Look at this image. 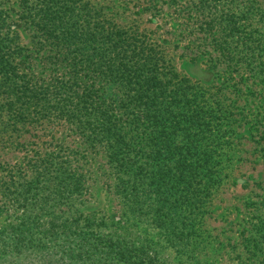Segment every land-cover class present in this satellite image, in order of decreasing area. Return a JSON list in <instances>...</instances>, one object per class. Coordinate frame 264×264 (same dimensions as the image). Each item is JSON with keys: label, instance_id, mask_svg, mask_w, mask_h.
<instances>
[{"label": "rangeland", "instance_id": "rangeland-1", "mask_svg": "<svg viewBox=\"0 0 264 264\" xmlns=\"http://www.w3.org/2000/svg\"><path fill=\"white\" fill-rule=\"evenodd\" d=\"M40 1L0 0V33L11 30V36L28 48L23 66L35 77L52 81L70 77L66 61L54 63L63 53L33 24ZM83 2L159 43L176 72L201 87L223 111L217 120L225 135L218 148L220 176L195 213L167 211L161 205L169 201L157 203L152 191L147 204L139 206L117 192L105 154L97 153L70 125L10 128L8 141L0 142V236L13 233L9 227L27 217L32 224L55 219L57 224L97 227L101 222L171 264H264V0ZM213 18L218 22H210ZM80 78L96 88L101 85L104 96L118 107L122 104L121 87L97 83L90 71ZM149 137L144 142L147 150L152 149ZM52 151L71 155L73 168L81 174V188L71 190L72 195L46 197L45 180L30 182L34 177L30 159ZM50 178L53 185L55 177ZM51 185L47 182L46 187ZM15 187L21 188L18 196ZM2 258L0 264H9ZM48 260L49 256L33 255L15 263L49 264Z\"/></svg>", "mask_w": 264, "mask_h": 264}, {"label": "trees", "instance_id": "trees-1", "mask_svg": "<svg viewBox=\"0 0 264 264\" xmlns=\"http://www.w3.org/2000/svg\"><path fill=\"white\" fill-rule=\"evenodd\" d=\"M35 12L33 24L41 36L63 53L54 63L66 61L71 76L55 81L35 77L23 66L28 48L11 30L0 33V142L7 140L10 128L70 125L105 154L117 192L128 203L147 204L152 191L157 203L169 201L161 205L167 211L201 209L220 176L218 148L225 135L217 120L223 111L176 72L159 43L137 27L120 26L103 9L83 0H41ZM84 71L97 83L121 87L122 104L104 96L101 85L82 81ZM148 135L151 150L144 144ZM61 154L38 152L29 161L30 182L45 180L46 197L72 195L71 190L81 188L71 155ZM20 189L15 187L16 196ZM56 222L32 224L27 217L9 227L16 234L0 236L1 262L43 255L49 264H171L101 222L97 227Z\"/></svg>", "mask_w": 264, "mask_h": 264}]
</instances>
